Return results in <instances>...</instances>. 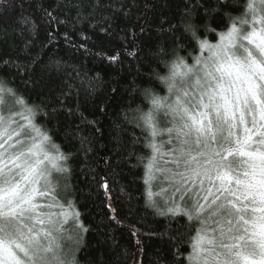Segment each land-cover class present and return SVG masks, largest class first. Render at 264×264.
I'll list each match as a JSON object with an SVG mask.
<instances>
[{
	"label": "snow or ice",
	"instance_id": "obj_1",
	"mask_svg": "<svg viewBox=\"0 0 264 264\" xmlns=\"http://www.w3.org/2000/svg\"><path fill=\"white\" fill-rule=\"evenodd\" d=\"M157 4L152 19L139 0L0 4V45L8 44L0 49V264H85L89 234L108 249L91 264H145L153 239L162 246L148 264H264V0H156L153 11ZM37 19L49 26L48 43H38ZM59 25L81 37L76 44L65 32L70 48L120 69L110 91L99 92V73L88 77L49 55ZM217 31L219 43H209ZM100 42L120 47L108 54L89 46ZM182 52L194 57L191 66ZM117 98L127 105L113 114ZM77 164L108 209L90 225L78 211L71 221L63 212L76 207L60 193H74ZM125 166L133 186H146L143 204L121 183ZM161 179L169 195L154 201Z\"/></svg>",
	"mask_w": 264,
	"mask_h": 264
},
{
	"label": "trees",
	"instance_id": "obj_2",
	"mask_svg": "<svg viewBox=\"0 0 264 264\" xmlns=\"http://www.w3.org/2000/svg\"><path fill=\"white\" fill-rule=\"evenodd\" d=\"M248 0H243V3H247ZM3 3V0H0V4ZM156 3V0H139L140 6L145 10V12H150L152 15L149 16V19H152L154 15H157L159 12V5L157 4L156 10L153 11L152 5ZM19 6H17V11H19ZM247 11V9H244ZM31 12V9L28 10ZM11 15V13H10ZM234 15H238L234 14ZM136 21V14L133 15L132 21L128 22V26L130 27L132 23ZM142 22V21H141ZM36 23L39 25V30H40V35L38 38V43H48L47 40V31H48V24L37 19ZM78 27H86L85 25H79ZM53 34L55 36V40L52 42L50 45L51 52L49 55H55L58 58H63L65 61H67L71 65H75L78 67L81 71V73H87L88 77H95L97 73L100 74L102 77L103 83H100L99 87V92H105V91H110V86L109 83L110 81H113L115 78H117V75L120 71L119 68L117 67H112L109 66L107 63H102L99 62L96 57L94 56H85L82 55L83 50L79 49L77 50L76 48H70L64 41V33L69 32L72 40L74 43L79 44L81 43V37L79 34L71 32L70 26L66 27L64 25H59V26H53L52 28ZM91 35V33L89 32ZM215 38H210L209 43L215 44L217 41V38L219 37V31L214 34ZM95 39V37H94ZM117 45V48H119V42H115ZM16 45L20 44V41L17 39L15 41ZM93 51L97 50H103L107 52L108 54L114 53V51L117 50V48L112 47L111 45L103 44V42L100 43H92L89 45ZM8 44L0 45V49L7 50ZM199 51L195 53V56H199ZM181 55L187 57L186 63L189 64V66L192 64L194 57L192 55H189L188 52H182ZM129 58L125 57V68L127 67V60ZM160 73L163 75L166 72H168V69H165L163 66H161L159 69ZM74 84H76L77 87H80V82L73 80L72 81ZM179 82V80H178ZM157 91L159 92L160 95H166L167 90L163 89L162 86L158 87ZM142 98L137 100V103H140ZM81 103L84 104V99L83 96H81ZM124 104L125 106L127 105V100L125 98L124 101H121L119 98L116 100L112 101V107L110 109V112L115 114V112L120 110L121 104ZM84 111L87 115H89V118H92V107L91 105H85ZM96 115H99L97 113ZM42 122V121H41ZM106 129V135H107V128L110 123L109 119L104 118L101 121ZM49 128H52L53 125L49 124ZM131 131V129H129ZM136 135H140L141 132L139 129H136ZM55 142L57 144L64 145V148L67 149V145L64 143L62 135H54ZM231 159V158H229ZM237 159H243L237 157ZM137 161L135 158H133L132 163L135 164ZM143 168H141L138 171V175L143 176ZM72 185L75 188L74 193L69 190L68 193H64L61 191V197L64 199H74L76 202V207L70 209L68 206H65L63 208V212L68 214L69 221H71L72 214L76 211L80 212L82 214V220L85 224H93L94 223V218H99V216L104 215L107 213L108 209L101 204V201L103 200V189L99 190V195H96L97 193V188L92 186V182L89 179L88 181L85 180L83 176L80 175L79 173V166L77 164L75 174L73 175V178L71 180ZM121 183L128 185V190L133 192V195L141 197L140 203H144V198L147 197V192L145 191L146 186L143 183V180L137 181V186L132 185V175L129 174V171L127 169V166H125V173L123 178L121 179ZM154 186L152 188V196L154 193H159L162 189L167 187L166 182L162 181L161 183L155 184V181L153 182ZM118 187V186H117ZM168 194V193H167ZM114 196L116 193L113 194ZM169 195V194H168ZM114 206L117 209V213L120 215V217L123 219L124 218V205L122 202L119 200H116L114 202ZM58 215L61 212L60 208H55L53 209ZM127 223V221H126ZM158 230L163 231V227L161 226ZM120 241L121 243L131 252L133 248V243L131 238L128 236L127 232L120 233ZM87 242L89 247L84 250L83 253L79 254V259L85 264H91L92 259H97L101 257L103 254V257L106 259L107 254H108V249H99L96 247V242H97V237L95 234H89L87 237ZM145 245L147 248V252L144 254V262L145 264H148V261L152 259V253L158 248L161 247L162 245L160 244L159 239H153L151 241L145 240ZM129 264H132L131 258H129Z\"/></svg>",
	"mask_w": 264,
	"mask_h": 264
},
{
	"label": "rangeland",
	"instance_id": "obj_3",
	"mask_svg": "<svg viewBox=\"0 0 264 264\" xmlns=\"http://www.w3.org/2000/svg\"><path fill=\"white\" fill-rule=\"evenodd\" d=\"M249 20H251V17H249ZM216 43H219V37L217 38ZM207 55H208V53L206 51L203 52V53H201V52L199 53V56H205L206 57ZM181 71H183V69H181ZM178 80H179V78H178ZM162 181H163L162 179L159 180V181H155V184H157L159 182L161 183ZM167 195L168 194L165 193V191L162 189L159 193H156V194L154 193V195L151 196V199L154 200V201H163L164 199L167 198ZM69 227H70V224H69ZM64 243H65L66 247H71V245H72V241L71 240H65Z\"/></svg>",
	"mask_w": 264,
	"mask_h": 264
}]
</instances>
